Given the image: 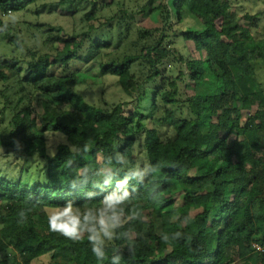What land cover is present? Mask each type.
I'll return each mask as SVG.
<instances>
[{"label": "trees", "instance_id": "16d2710c", "mask_svg": "<svg viewBox=\"0 0 264 264\" xmlns=\"http://www.w3.org/2000/svg\"><path fill=\"white\" fill-rule=\"evenodd\" d=\"M41 1L0 0V26L9 12ZM191 1L206 22L185 0H52L43 8L79 17L62 48L54 47L48 23L0 32V150L16 152L19 140L24 157L22 176L0 174V264L45 257L49 264H98L86 237L77 243L51 232L46 215L67 200L98 206L111 190L103 187L107 172L136 163L139 144L142 159L160 167L136 185L132 207L143 219L122 229L136 242L135 259L125 249L122 264H264L253 246L264 245V11L239 16L235 0ZM104 7L114 16L103 21ZM178 36L202 46L212 75L198 80L196 61L172 45ZM93 66L118 79L130 101L108 110L87 103L77 87ZM36 99L45 108L40 118ZM150 118L172 134L163 139ZM50 133L67 141L54 155ZM33 159L41 164L31 178ZM85 191L96 194L91 202ZM186 215L192 228L182 224ZM171 227L183 238L164 244L160 236ZM123 244L110 243L109 256Z\"/></svg>", "mask_w": 264, "mask_h": 264}, {"label": "clouds", "instance_id": "9594fccd", "mask_svg": "<svg viewBox=\"0 0 264 264\" xmlns=\"http://www.w3.org/2000/svg\"><path fill=\"white\" fill-rule=\"evenodd\" d=\"M23 17L9 12L7 19L0 26V32L8 30L9 25H15L22 21ZM21 48L23 45L20 46ZM17 151L22 150L19 140H14ZM141 167L140 159L136 163L129 161L131 165L127 169L116 168L109 170L104 178L103 187L111 190L100 196L99 204L96 207L81 208L74 200H67L56 211L48 216L47 224L51 232L57 233L72 242H82L85 237L91 245V252L98 264H122L124 250L127 249L128 256L135 259L136 242L131 230H122L126 222L142 220L143 214L132 207L136 185H143L145 177L149 173H157L159 164H153L148 160H143ZM154 178V177H153ZM135 183H130V182ZM75 187V184H73ZM92 187L102 186L94 182ZM96 195L91 191H85V201L91 202L89 197ZM155 199V196H153ZM21 218H26L24 211L19 213ZM179 218V217H178ZM191 216L186 215L182 219V224H187ZM183 238V233L176 231L172 234L162 233L160 236L164 244H171ZM115 241H124L122 247L113 249L111 256L108 253V246Z\"/></svg>", "mask_w": 264, "mask_h": 264}, {"label": "rangeland", "instance_id": "374dc122", "mask_svg": "<svg viewBox=\"0 0 264 264\" xmlns=\"http://www.w3.org/2000/svg\"><path fill=\"white\" fill-rule=\"evenodd\" d=\"M52 0H44L39 2V4L36 7L30 8L27 11L16 13L23 17L22 21L18 24H15L19 28L22 27L23 23H48L50 25L54 26V33L56 34V40L54 42L55 48H62L64 43L67 41H73L69 36L74 32L76 28V24L79 23V17L73 21L71 18L63 17L57 14L56 9L54 7L47 6L46 8H43L44 4L51 3ZM254 0H235V8L237 15L242 16L247 12H251L252 14L257 13L258 11H264V0L257 1V4H254L252 2ZM185 4H187L192 10L193 14L196 16V18L200 19L203 23L206 22V18L203 17L201 14L197 13L195 11V3L191 0H185ZM135 5V4H134ZM40 10V14L36 13V10ZM114 16L113 9L110 7H104L99 13L98 17L102 19L103 21L105 19H109ZM7 19V16L5 17V20ZM189 20V19H188ZM194 20L190 19V22H184L182 24H176L173 28V32L171 33V37L176 34H182L185 32L188 28V25H192ZM140 23V22H139ZM137 22V24L139 25ZM148 21H145L143 24H148ZM262 31V30H261ZM255 34V30L253 31ZM263 33V31H262ZM258 35V33L256 32ZM173 39V38H172ZM174 44L173 46L180 49L182 54L186 58H192L196 61L198 65V72L197 77L199 81H202V79L212 75L210 70L209 62L204 58L202 53V46L200 44L193 45L190 42H186L182 39V37H175L173 39ZM79 85L77 87L78 92L85 98L87 103L91 105H95L98 107H101L105 110H108L112 105L119 104V103H126L129 100L128 95L123 90V85L121 82L118 81V79L114 78L113 76H103L101 72L99 71L97 66L90 67V69L83 70L82 74L79 76ZM192 89V88H191ZM42 100L36 99L34 101V105L36 107V116L40 118V116L45 112V108L41 102ZM134 111L133 105L128 106L125 108V113L129 114L130 112ZM156 119V118H155ZM9 119H6L4 122V125H7ZM155 121H153V118H150L148 120V123L151 127V130H158L159 136H162L163 139H165L167 136L172 134V130L170 128L161 127L158 124L154 125ZM153 124V126H152ZM3 125V126H4ZM66 139L63 135L60 133H50L48 134V147L51 155H54L57 151V147L60 144L66 143ZM136 152H137V158L140 159L141 164L143 163L142 159V153L138 154V152H141L142 150V144L136 146ZM2 148L0 150V174L5 175L8 178H16L18 176H22L20 173V168L24 164V157L21 156V152L17 151H11ZM143 151V150H142ZM101 160V159H100ZM42 161V160H41ZM41 163L33 159L30 162V170H29V176L31 178L36 177L39 173L36 171V167L40 165ZM40 177V175H39ZM55 210H49L48 217L52 213H54ZM189 226H192V223H189ZM176 232V230L171 227L170 228V234ZM18 258V257H17ZM19 261V260H18ZM33 264H49V258L45 257L42 260L36 261Z\"/></svg>", "mask_w": 264, "mask_h": 264}, {"label": "built area", "instance_id": "2783aa9c", "mask_svg": "<svg viewBox=\"0 0 264 264\" xmlns=\"http://www.w3.org/2000/svg\"><path fill=\"white\" fill-rule=\"evenodd\" d=\"M254 249L255 251L261 253V254H264V245H260V244H254Z\"/></svg>", "mask_w": 264, "mask_h": 264}]
</instances>
